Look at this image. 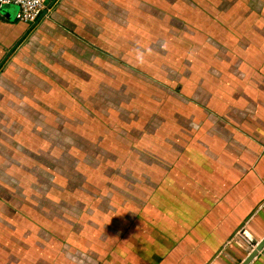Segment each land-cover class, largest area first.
<instances>
[{"label": "crops", "instance_id": "obj_1", "mask_svg": "<svg viewBox=\"0 0 264 264\" xmlns=\"http://www.w3.org/2000/svg\"><path fill=\"white\" fill-rule=\"evenodd\" d=\"M240 1L211 14L189 13V25L200 35L191 60L170 57L166 66L154 50L138 53L161 85L151 87L153 102L140 111L153 126L145 157L133 142L114 141L123 151L116 155L123 156L116 175L129 171L138 196L110 202L102 240L80 238L81 246L93 241L102 264H241L264 237V0ZM11 6L0 10V51L16 45L30 26L12 19ZM47 6L46 18L98 32L88 37L99 48L133 53L130 36L146 40L132 25H120L105 37H113L112 46L103 43L102 0H52ZM166 67L187 74L166 76ZM117 183L126 188L122 179ZM10 240L11 234L0 240V264H74L63 248L31 245L14 252ZM250 264H264V248Z\"/></svg>", "mask_w": 264, "mask_h": 264}, {"label": "rangeland", "instance_id": "obj_2", "mask_svg": "<svg viewBox=\"0 0 264 264\" xmlns=\"http://www.w3.org/2000/svg\"><path fill=\"white\" fill-rule=\"evenodd\" d=\"M238 3L243 1L102 0V42L109 44L113 37H105L120 25H132L146 38L130 36L133 53L99 48L91 39L98 32L78 31L53 16L30 24L16 45L0 51V240L11 234L8 248H63L74 264H102L93 241L81 246L80 240H102L110 202L138 196L129 171L116 175L123 164L116 155L123 151L114 141L133 142L145 157L153 126L140 111L153 102L151 87L161 85L138 53L154 50L166 66L170 57L191 60L200 35L190 27L189 13L211 14ZM10 8L15 20L17 6ZM166 76L180 77L173 69ZM118 179L126 188L116 186Z\"/></svg>", "mask_w": 264, "mask_h": 264}, {"label": "built area", "instance_id": "obj_3", "mask_svg": "<svg viewBox=\"0 0 264 264\" xmlns=\"http://www.w3.org/2000/svg\"><path fill=\"white\" fill-rule=\"evenodd\" d=\"M52 0H0V10L7 5L17 6L16 18L28 24H36L47 2Z\"/></svg>", "mask_w": 264, "mask_h": 264}, {"label": "water", "instance_id": "obj_4", "mask_svg": "<svg viewBox=\"0 0 264 264\" xmlns=\"http://www.w3.org/2000/svg\"><path fill=\"white\" fill-rule=\"evenodd\" d=\"M53 5H50V8ZM50 8H46L43 10L40 19L36 22V24H34L35 26L38 25L42 20H44L47 16V14L49 13V9ZM264 248V237L262 238V240H260V242L257 244V246L250 252V254L247 256V258L241 263V264H250L254 258L258 255V253L263 250Z\"/></svg>", "mask_w": 264, "mask_h": 264}]
</instances>
